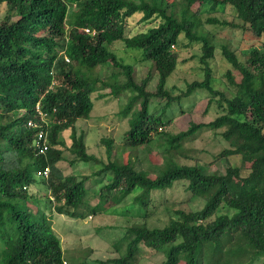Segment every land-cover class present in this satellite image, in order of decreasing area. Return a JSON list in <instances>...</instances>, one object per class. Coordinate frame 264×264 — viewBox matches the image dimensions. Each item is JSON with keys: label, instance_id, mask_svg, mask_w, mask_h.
I'll return each mask as SVG.
<instances>
[{"label": "trees", "instance_id": "trees-1", "mask_svg": "<svg viewBox=\"0 0 264 264\" xmlns=\"http://www.w3.org/2000/svg\"><path fill=\"white\" fill-rule=\"evenodd\" d=\"M170 2L0 0L6 8L0 22V264L64 262L60 241L50 231L49 217L38 209L31 214L26 207L31 202L38 208L40 201L29 195L27 188L35 184V177L40 178L35 173L44 167H48L47 177L38 180L44 183L48 198L42 207L69 219L105 214L132 196V203L120 208V213L126 215L133 207L142 222L125 230L121 238L124 250L118 258L96 264H137L141 251L147 256L162 254L161 264H253L255 260L264 264V0ZM195 3L197 8L192 12ZM225 7L233 10V20L212 17L205 22L247 32L261 39L262 47V51L251 50L241 63L233 52L220 46L223 59L239 74L238 82L228 71L224 75L228 85L234 87L229 96L214 87L215 79L208 66L214 46L207 36L197 33L201 26L197 16ZM133 15H139L137 26L150 27L126 33ZM10 17L14 20L8 21ZM179 36L199 45L198 63L203 78L190 82L172 97L165 89V81L175 69L172 49ZM114 42L121 43L125 50L138 51L141 60L152 63L156 74L153 93L145 91L148 76L135 83L133 68L108 50ZM108 65L112 70L109 76L90 74ZM118 77L123 80L118 82ZM102 90H108L113 97L125 91L133 93L121 109L123 117H131L120 154L152 143V135L166 123L165 110L195 90L205 91L207 103L213 100L220 114L206 124L190 123L176 134L161 132L166 144L164 152L171 162L149 177L135 170L128 159L117 165L111 158L110 139L99 140L105 163L86 153L84 134L76 131L75 123L88 119L90 95ZM152 97L165 101L159 114L148 112ZM138 101V107L133 109ZM35 106L47 121V148L42 155H37L32 146L34 132L24 128L26 120L39 121ZM201 129L221 130L220 137L227 148L216 159L238 157L248 163L247 172L242 175L240 168L227 165L223 174H208L200 166L174 162L169 151L177 150L181 142L190 140ZM63 130H69L67 147L60 138ZM65 149L73 156L72 164H99L94 174L107 177L95 204L87 203L85 176L79 180L71 174L63 176L55 167L62 161ZM176 183H183L190 197L204 198L203 206L197 211L175 210L174 218L164 226L148 228L145 220L150 215V193L169 190ZM220 206L231 210V214L215 216Z\"/></svg>", "mask_w": 264, "mask_h": 264}, {"label": "rangeland", "instance_id": "rangeland-1", "mask_svg": "<svg viewBox=\"0 0 264 264\" xmlns=\"http://www.w3.org/2000/svg\"><path fill=\"white\" fill-rule=\"evenodd\" d=\"M134 1L136 2L137 0ZM170 1L167 0V4H170ZM196 8L197 5L195 3L191 6V11H195ZM216 9L214 12L201 13L197 16L201 24L197 33L207 36L212 42L214 52L213 58L208 60V66L211 70V76L215 79L214 87L225 91L228 95L230 92H234V87L228 85L226 77H224L226 71L229 72L234 82H238L239 74L236 70L230 68L229 64L223 59L219 51L220 46H225L230 52L235 54L239 62L244 63L251 50L262 51L261 39H254L247 32H242L238 29L207 24L205 20L212 17L224 21L233 20L234 12L229 7H225L222 10ZM5 11L4 4H0V22ZM69 11H72V9H69ZM138 17L139 15H133L129 18L130 27L126 30V33L132 34L150 27V25L137 26ZM12 20L14 18L10 17L8 21ZM234 22L238 21L234 20ZM199 49L198 44L189 43L182 36H179L178 44L172 49L176 56L175 69L165 81V89L170 96H178L187 84L192 81L202 80V66L198 63ZM108 50L113 52L124 64L133 68L132 77L135 83L138 84L140 80L148 76L149 79L145 86V91L154 92L156 74L150 61L141 60L140 54L136 50L123 49L122 44L119 42L109 45ZM85 72L87 73V71ZM111 72L112 70L108 65L95 68L90 74L93 75L95 73L99 77L104 78L109 76ZM122 80V77L117 78L118 82ZM132 95L133 93L130 91H125L118 97L109 95L108 90L92 93L90 95L92 109L89 117L86 120L76 121L75 129L77 132H83L84 134L83 139L87 154H91L97 160L105 163L104 147L99 143V140L101 138L110 139L113 142V152L117 153L114 157L112 152L111 158L117 165L128 159L133 163L135 170L144 171L149 177H152L154 172L162 171L165 165H170L171 162L164 152L166 144L163 137H161V132L170 135L176 134L179 131L186 130L190 123L206 124L220 114V109L213 100L211 103H207L209 96L205 91L195 90L188 97L180 99L178 103L171 104L165 110L163 122L166 123L160 127L161 131L158 129L156 134L152 135V143L145 148H138L134 151L130 149L124 150V153L120 154L122 137L128 130V120L131 117V114L123 117L121 109ZM138 104L139 101L136 102L133 109L138 107ZM164 104V100L152 97L149 99L148 112L159 114ZM220 132L221 130H198L190 140L181 142L177 150L169 151L173 161L183 165L200 166L208 174H223L227 165L238 167L241 169V174H245L248 163L242 162L240 158L229 157L227 161L223 158L216 159V156L227 148L226 143L220 137ZM68 136L69 130L61 131L60 138L65 147L69 145ZM72 159L73 156L65 149L62 152V161L56 163L55 167L59 168L63 176L71 174L77 180L85 176L87 179L84 181L83 186L87 192L86 200L89 205H93L97 201L96 194L105 184L107 177H98L94 174L99 170V164L82 162L72 164ZM35 179V184L27 188V193L35 196L36 201L39 200L40 202L37 204L38 208L32 206L31 202H27L26 207L30 209L27 210L30 213L32 212L31 214L38 210L43 211L44 215L49 217L50 231L60 241L62 259L65 264H96L97 262L118 258L124 250L121 238L125 230L133 224L142 222L140 216L134 213L133 207L131 209L127 208L126 215L121 214L123 210L120 208L130 205L132 196H128L124 204L119 205L116 209H109L105 214L87 217L84 220L69 219L66 216L49 212V208L42 207L43 201L48 198V191L44 183L38 180L40 178L35 177ZM184 187L183 183H176L169 190L150 193V215L145 220L148 228L164 226L169 218H174L173 213L175 210L197 211L203 206L204 198L190 197L184 191ZM116 213L117 215H114ZM230 214L231 210L220 206L215 216ZM136 261L137 264H161L164 261V257L160 253L147 256L145 251H141ZM253 264H260V260H255Z\"/></svg>", "mask_w": 264, "mask_h": 264}, {"label": "clouds", "instance_id": "clouds-1", "mask_svg": "<svg viewBox=\"0 0 264 264\" xmlns=\"http://www.w3.org/2000/svg\"><path fill=\"white\" fill-rule=\"evenodd\" d=\"M35 111H37V115H38V118H39V121H35V120H26V122L24 123V128H26L27 130H30V131H33L34 132V136H33V141H32V146L34 147V151L35 153L37 154L36 152V148H35V142H36V139H37V134L40 130L44 131L45 132V141H46V145H47V129H46V124H47V121H46V118L44 116V114L40 113L37 109V106H35ZM22 112H20V115H21ZM28 122H32L34 123L36 126L35 127H32V126H28L27 123ZM37 155H40V154H37ZM45 168V167H44ZM48 168V167H47ZM43 170V169H42ZM41 170V171H42ZM37 172L35 173V176H38L40 178H44L40 175H37ZM46 178V177H45ZM44 178V179H45Z\"/></svg>", "mask_w": 264, "mask_h": 264}, {"label": "built area", "instance_id": "built-area-1", "mask_svg": "<svg viewBox=\"0 0 264 264\" xmlns=\"http://www.w3.org/2000/svg\"><path fill=\"white\" fill-rule=\"evenodd\" d=\"M84 32L89 33V31L87 29H84ZM65 61H67V60H65ZM27 125L32 126V127L36 126L32 122H28ZM35 148H36L37 154H40V155L44 154V152L46 151L47 146H46V141H45V132L42 130H40L37 134V139L35 142ZM47 174H48V168L47 167L43 168L42 171L37 172V175H40L44 178L47 177ZM63 264H65V263L63 262Z\"/></svg>", "mask_w": 264, "mask_h": 264}, {"label": "crops", "instance_id": "crops-1", "mask_svg": "<svg viewBox=\"0 0 264 264\" xmlns=\"http://www.w3.org/2000/svg\"><path fill=\"white\" fill-rule=\"evenodd\" d=\"M76 124V123H75Z\"/></svg>", "mask_w": 264, "mask_h": 264}]
</instances>
